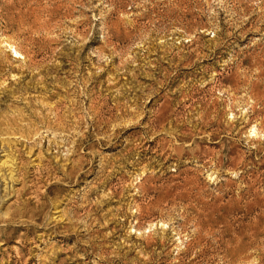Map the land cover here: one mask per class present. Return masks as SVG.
Masks as SVG:
<instances>
[{"label": "rangeland", "instance_id": "obj_1", "mask_svg": "<svg viewBox=\"0 0 264 264\" xmlns=\"http://www.w3.org/2000/svg\"><path fill=\"white\" fill-rule=\"evenodd\" d=\"M0 264H264V0H0Z\"/></svg>", "mask_w": 264, "mask_h": 264}, {"label": "bare ground", "instance_id": "obj_2", "mask_svg": "<svg viewBox=\"0 0 264 264\" xmlns=\"http://www.w3.org/2000/svg\"><path fill=\"white\" fill-rule=\"evenodd\" d=\"M4 123V122H3ZM14 123V122H13Z\"/></svg>", "mask_w": 264, "mask_h": 264}]
</instances>
